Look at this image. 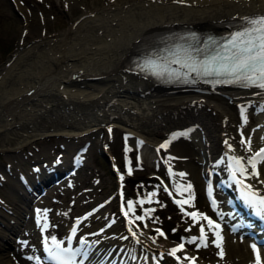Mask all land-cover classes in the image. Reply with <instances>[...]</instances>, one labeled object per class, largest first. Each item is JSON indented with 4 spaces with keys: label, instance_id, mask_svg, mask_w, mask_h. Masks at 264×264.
Listing matches in <instances>:
<instances>
[{
    "label": "bare ground",
    "instance_id": "obj_1",
    "mask_svg": "<svg viewBox=\"0 0 264 264\" xmlns=\"http://www.w3.org/2000/svg\"><path fill=\"white\" fill-rule=\"evenodd\" d=\"M11 2L15 7L22 8L19 0ZM7 13L10 14L9 11ZM261 14H264V0H103L102 3L86 5L69 27L55 35L42 33L41 36L36 33L35 26L31 28L21 20L17 24L19 33L23 29L29 30L31 34L25 32V37L29 35L32 39L29 43L17 45L8 62L0 69V132L7 134L16 128L24 130L18 135L15 147H22L29 137L39 132L48 133L49 130L80 138L100 129L101 142H105L108 140L106 125L118 123L127 142L135 141L138 144L139 153L146 156L149 154L148 147L153 150L151 158L156 165L159 164L161 151L164 152L162 157L171 169L170 184L175 190L177 183L186 186L192 177H197L199 172L201 175L206 174L211 166L216 169L218 177L226 176L228 180L229 169L225 165L228 164V157L250 155L240 144L242 135L244 138L251 137L252 149L264 140V96L256 95L259 92L256 88L165 86L128 65L134 47L151 31L177 24L222 31L234 26H226V22ZM122 95L128 96L124 99ZM242 106L246 110V121L239 119L238 110ZM253 106L255 109L252 110ZM47 110L54 115H50L43 126L41 120L37 122L36 116ZM126 111L132 112V118L128 117ZM26 115L29 116L23 120L22 117ZM144 119L148 121V129L142 125ZM23 124L37 131L28 133L33 128L21 127ZM238 127L242 130L240 134L237 132ZM145 131L153 134L161 132L162 137L155 141L157 138H148ZM179 133L184 135L171 139ZM146 139L154 143L153 147ZM169 140L171 142L167 148H160L161 144ZM225 141L232 145L231 150ZM48 150L45 148L39 152L47 155ZM68 150V147H64L57 169L66 162ZM16 159L18 163L22 162L20 156ZM43 159L47 163L52 157L44 156L39 161L30 162L26 175L22 172L20 176H25L24 179L33 185H41L47 173L42 171L46 168ZM36 163H39L41 170L31 169V165ZM258 169V179L264 180V162L258 164ZM182 171L186 174L183 178L177 175ZM247 182L264 192V184L258 183L256 178H249ZM15 192L18 193L16 189ZM21 194L24 202L34 195L31 190ZM80 200L84 202V199ZM16 209L14 217L0 213V264H14L13 259L24 247L23 244L11 251L5 249L11 234L18 231L21 224H29L26 212L22 217L18 214V207ZM66 210L67 207L63 205L62 213ZM101 211L104 213L102 208L92 213L91 216L98 218L100 224L89 229L106 227L103 224L106 220L100 221ZM108 226L95 238L90 237V242L98 243L94 245L86 264H104L97 259L112 243L115 246L111 253L118 248L120 251L130 247L139 249V245L151 248L157 243L151 239L153 236L146 237L143 230L133 228L140 241L137 244L127 226L119 232L114 226ZM145 227L144 231L148 230ZM109 231L112 234L105 235ZM221 234L223 257L217 255L210 264H254L250 245L255 242L251 236L238 231L230 232L226 224L221 228ZM125 236L129 238L121 239ZM161 239L175 242L168 236ZM8 246L11 248V244ZM257 247L261 249L264 264V246L257 244ZM188 252L203 259L192 249H188ZM38 255L41 257L43 253L37 247L30 256ZM24 261L29 262L28 258H24Z\"/></svg>",
    "mask_w": 264,
    "mask_h": 264
},
{
    "label": "rangeland",
    "instance_id": "obj_2",
    "mask_svg": "<svg viewBox=\"0 0 264 264\" xmlns=\"http://www.w3.org/2000/svg\"><path fill=\"white\" fill-rule=\"evenodd\" d=\"M11 1L12 0H0V69L8 62L11 52L17 45L23 44V42L29 43L32 39L29 35L27 38L25 37V32L31 34L29 30L24 31L23 29L19 33L17 24L21 20H24L31 28L35 26L36 33L41 36L46 33L55 35L69 27L74 17L77 16L86 5L90 6L91 4L102 3L103 0H79L77 3L74 2L76 0H72L73 3L72 1L70 2V0H19V5H21L22 8H20V6L15 7ZM9 5L11 7H9ZM7 11H9L10 14H5ZM127 96L128 95H122L124 99H126ZM42 103H44V101H42ZM126 114L128 117L132 118L131 111H126ZM50 115H54L50 110L39 112L36 116L38 119L37 122L41 120L43 126L46 125L47 118L51 117ZM28 116L29 115H26L22 117V119L25 120ZM148 121L150 122L149 117ZM148 121L144 119L142 122V125L147 129L148 126L146 123ZM20 126L28 129L33 128L32 126H25L24 124ZM38 127L41 128V126ZM36 131L37 130L33 128L31 132L28 133L32 134ZM1 132L0 213L14 217L13 214L17 212L16 207H18V214L23 217V214L26 212L25 215L29 220V224H21L18 231L12 233L11 237H9L8 241L5 243V249L11 251L16 246L20 245L22 237H26L28 240L26 247L20 250L19 254L13 259L14 264H34V261L29 259V262L25 263L22 252L23 250H29L33 253L32 251L35 249V244L38 246V237L35 236L36 229L30 217L31 205L34 203H40L42 207L49 210V214L55 218L57 225L54 226L55 229L50 233L53 232L55 234L56 232V235L61 232L60 227L73 217L75 213L83 208L89 207L93 202L98 200L103 201L102 207L105 212V214L101 216L100 221H103L108 214L113 216L117 215L115 206L114 173L110 171L106 158L98 150V148L101 147L102 130H94L86 135V137L80 138L76 136L72 137V135H62L56 132V130H49L48 133L39 132L40 134L37 133L34 137H29V140L26 139L27 141H25L22 147L15 146L17 144L16 140L18 139V135H21V132H25L24 130L16 128L14 132L9 131L10 133L8 132V135L4 134V131ZM145 132H147L148 138H157L155 141H158L159 138L162 137V133L158 131H156L155 134L150 131ZM108 137L109 144L105 149H107L108 154L113 157L115 163L122 168L125 173L126 196L133 201H137L143 199L146 194L155 192V196L151 198V203L145 202L143 205L135 204V215H144L145 209H154L149 215L145 216V219L142 220V224H148L149 227L152 228L155 223H160L167 229L172 239L183 237V234L187 232L185 231L187 227L191 226L192 230L195 225H192L191 218L185 216L179 208L171 203L154 175L156 171L163 173V168L161 164L157 163L156 165L153 162L151 158L153 150L148 147L149 154H146V156H144L143 153H139L140 149L138 144L135 141L131 143L127 142L124 131H122L118 123L113 124V134ZM83 142L86 143L84 163L71 175L72 179L70 183L68 182L69 184H67V181H62L45 185L46 193L39 195L41 192H38L39 196L37 195L38 197L30 198L28 202L23 201L24 199L21 193L15 192V189L18 190V187L24 189L19 180V176L22 172L26 174V169L29 168L30 162L35 160L39 161V159L44 156L50 158L56 151L63 150L64 147L69 148L67 152V161L69 162L72 150L76 145L82 144ZM146 142H149L153 147L154 143L151 142L150 139H146ZM45 148H49L47 155L46 153L39 152ZM15 155L20 156L22 159L21 163L17 162L16 158L18 156ZM129 169L131 170L130 174ZM199 173L197 177H190L191 179H188V184L190 183L192 185L191 194L193 200L191 201V206L195 205L200 207L201 210L212 212L209 204L204 198L203 176L201 172ZM8 175H10V177ZM185 194L188 195L187 192ZM81 198L84 199L83 203L80 202ZM12 203L15 204L14 207ZM63 205L67 207V210L62 213ZM90 220V222L93 223L94 218ZM114 225L120 228V223H115ZM173 229H175V231H173ZM9 244H11V248L8 246ZM198 251L207 264H210V262L217 257V249L212 245L201 248L200 250L198 249Z\"/></svg>",
    "mask_w": 264,
    "mask_h": 264
},
{
    "label": "snow or ice",
    "instance_id": "obj_3",
    "mask_svg": "<svg viewBox=\"0 0 264 264\" xmlns=\"http://www.w3.org/2000/svg\"><path fill=\"white\" fill-rule=\"evenodd\" d=\"M243 23L234 31L229 32L227 35L220 38H209L211 47L209 49H197L203 55V59L194 60L189 58L187 62L181 63L179 60L173 61L174 63H180L182 68L187 69L185 72L169 71L167 68H162L155 60L147 59L143 63L138 64L137 67L141 71H151L152 75L164 76L169 78L173 76L176 79L181 77L186 82L196 83L197 80L211 77L213 79H205L206 83L213 84H232L243 88H257L260 91L255 93L259 96H264V14L254 17H242ZM195 73V78H190V73ZM241 117L246 121V110L242 106L240 109ZM177 135H184V133L174 134L172 140L176 139ZM264 139V138H262ZM169 141L160 145V148H167ZM142 143V142H140ZM225 144L229 150L232 149V145L225 141ZM240 144L244 149L250 153L248 156H229L228 157V169L230 173V180L238 186V190L243 201L251 207L257 214H264V192L256 188L254 184L248 183L249 178H256L258 183L264 184V180H259L260 172L258 164L264 162V146L258 148V150L252 149L251 137L244 138L243 135L240 140ZM171 171V169H169ZM131 170L129 169V174ZM183 178L186 174L180 172L177 174ZM123 175L120 179L123 180ZM192 185L189 183L186 186L180 183L176 184V192L180 194L181 199H175L174 202L180 206L181 212L185 216L190 217L192 225H199V235L191 236L187 239V243H195L197 248L207 247L209 243L208 232H211L215 239L211 243L215 244L220 251L217 253L223 257V248L221 246L222 236L220 235V224L206 216L199 211H186L184 205L191 207V201L193 196L191 194ZM168 192V189H164ZM188 195L185 198L184 193ZM172 195V192H169ZM209 195H211V188L209 187ZM155 196V192L148 193L146 199H139L137 201L128 200L126 202V210L122 205L123 215L128 218L127 223L129 225L128 231L134 242L139 244L137 239V232L133 230L132 225L136 221H142L145 216L149 215L154 209H145L144 215H135V204L143 205L145 202L151 203V198ZM213 207H215V200L212 201ZM162 206V205H161ZM49 210H43V217L37 220V224L40 227L41 232H45L49 227L47 220V213ZM40 213V210H37ZM131 214V216H130ZM66 215V213H65ZM90 215V214H89ZM200 221L207 222V232L205 225ZM80 223V218L75 221V224L70 228L69 234L63 239L58 238L56 235L49 234L43 237L42 248L44 252L43 257H28L29 260H33L34 264H41L42 261H46V264H86L89 259L93 247L98 241L89 242L85 237H80L77 244L74 245L73 240L77 233V227ZM191 226L186 228L185 231H190ZM103 229H101V232ZM157 235L164 236V233L157 228ZM175 231V229H173ZM95 235V234H91ZM129 237H121V239H128ZM155 242V237H151ZM184 237H181V243L171 248L167 253L170 256L176 257L178 252H182L184 249ZM27 244V242H23ZM254 254V264H262L261 249L257 247L256 243L250 245ZM132 259H137L136 256H132ZM155 260L156 257H153ZM184 259L188 260L190 264H194L196 257L188 256L184 254ZM158 264V261H157Z\"/></svg>",
    "mask_w": 264,
    "mask_h": 264
}]
</instances>
